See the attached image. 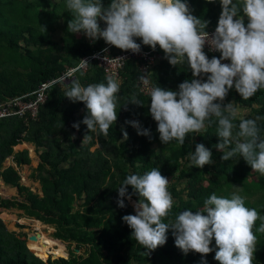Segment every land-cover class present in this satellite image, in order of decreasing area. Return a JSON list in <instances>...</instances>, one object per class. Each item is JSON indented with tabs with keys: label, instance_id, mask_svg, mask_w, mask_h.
<instances>
[{
	"label": "trees",
	"instance_id": "trees-1",
	"mask_svg": "<svg viewBox=\"0 0 264 264\" xmlns=\"http://www.w3.org/2000/svg\"><path fill=\"white\" fill-rule=\"evenodd\" d=\"M102 2L107 7L111 0ZM187 2L193 15L209 21L206 30L218 26L221 0ZM71 18L66 0H0V103L34 91L41 82L59 76L76 66L83 56L107 45L103 38L93 41L84 32H69ZM244 20L247 25L246 15ZM99 22L102 28L106 27L104 21ZM59 25L63 33L57 39L54 34ZM135 39L141 48L151 49L142 43V38ZM122 51L125 50L111 46L113 54ZM159 51L161 62L152 67L150 74L154 87L178 91L179 84L185 80L199 78L206 81L210 75L202 73L200 77H194L186 61L173 66L160 47ZM204 51L209 59L222 55L221 52ZM106 76L103 68L92 62L87 70L77 71L73 79H79L87 86L107 83ZM116 79L121 85L117 94L118 118L107 135L99 129L90 132L83 123L79 129L73 126L89 113L84 102H73L64 96L70 84L65 87L54 85L48 90L37 118L6 117L0 120V179L17 187L21 197L0 196V206L21 209L34 217L32 219L55 226V237L47 235L50 239L62 242L64 248V242L75 244L76 249L83 251V254H77L71 250L69 258L55 255L59 258L54 259L39 243L30 240L27 243L21 234L9 231L0 218V264H203L204 260L207 264H219L215 259L218 249L214 238L210 245L212 252L204 255L189 251L185 254L175 245L171 229L166 243L147 254L148 250L135 240L133 230L122 219L125 215L135 214V210L127 197V206H118V187L129 174L142 175L152 168H160L162 175L171 182L169 191L175 201L172 211L164 219L167 223L188 208L194 212L203 209L204 201L211 194L222 196L235 184H241L247 194L264 191V175L254 171L242 156L222 160L223 152L215 147L221 141L216 134L218 122L215 117L206 132L186 136L184 145L175 140L165 145L157 130L158 122L150 113V95L139 90L138 62L128 60ZM132 98L142 104L132 103ZM230 102L239 106L241 117H260L257 123L260 135L264 137V90L244 100L233 87L223 105ZM131 121H138L142 128L150 129L151 135L138 134L137 128L129 123ZM124 131L128 133L127 139H124ZM25 142H29L31 150L35 145L40 158L32 175L40 182L42 194L21 184V176L14 166L2 169L4 160L12 155L18 166L31 163ZM198 143H203L213 153L212 162L203 168L193 166L187 157L189 152H195ZM17 145L20 147L15 152ZM128 188L129 192L133 191L131 186ZM138 199V195H133L132 200ZM246 206L254 208L249 203ZM6 212L3 210L2 214ZM260 223V220L256 222L257 228ZM256 235L254 264H264V233L257 232ZM42 243L48 248V244Z\"/></svg>",
	"mask_w": 264,
	"mask_h": 264
},
{
	"label": "clouds",
	"instance_id": "clouds-1",
	"mask_svg": "<svg viewBox=\"0 0 264 264\" xmlns=\"http://www.w3.org/2000/svg\"><path fill=\"white\" fill-rule=\"evenodd\" d=\"M221 2L222 13L211 37L206 31L209 21L193 15L187 0H111L107 7L102 0H66L72 17L68 31L84 32L93 41L103 38L107 44L133 53L141 51L135 38H142V43L153 50L159 45L171 65L186 61L194 77L210 74L206 81L185 80L178 91L151 88L150 113L158 122L161 141L166 145L175 140L184 145L186 136L206 132L215 117L216 134L221 138L215 147L223 152L222 160L242 156L254 171L264 175V137L257 123L260 117H241L235 102L223 105L233 87L244 100L264 90V0ZM99 21H104L106 27L102 28ZM206 42L221 52V57L209 59L204 51ZM141 79L147 82L145 77ZM106 81L84 86L79 79H71L64 96L73 102H84L89 113L74 123L77 129L83 123L90 132L99 129L107 135L116 123L121 85L114 75H107ZM130 101L142 104L135 98ZM129 123L138 134L151 135L150 129L142 128L138 121ZM127 138L124 131V139ZM212 155L209 148L198 143L195 152H189L187 157L193 166L203 168L212 162ZM170 183L160 168H152L142 175H127L118 187L117 203L121 208L127 206L125 197L132 201L133 195L139 196L133 202L135 214L122 219L133 230L135 240L148 250L147 254L166 243L171 229L175 245L185 254L212 252L214 238L219 264H254L256 233H264V216L256 208L246 206L245 196L233 192L228 198L213 193L204 201L203 209L194 212L188 208L166 223L164 219L175 203ZM258 220L261 223L257 228ZM203 264H207L206 260Z\"/></svg>",
	"mask_w": 264,
	"mask_h": 264
},
{
	"label": "built area",
	"instance_id": "built-area-1",
	"mask_svg": "<svg viewBox=\"0 0 264 264\" xmlns=\"http://www.w3.org/2000/svg\"><path fill=\"white\" fill-rule=\"evenodd\" d=\"M215 29L206 30L210 37L214 35ZM111 46L107 44L103 49L83 56L76 66L68 68L57 77L41 82L34 91L23 96L9 98L0 103V120L6 117L37 118L41 105L47 99L48 90L54 85H60L61 87L69 85L77 71L87 70L92 62H97L103 68L106 75H114L117 78L126 62L130 59H135L138 62L139 90L144 95H150V90L154 87L150 80L152 67L159 64L162 58L159 46L155 50L152 48H141L139 53H133L131 50H127L116 54L111 52ZM204 49L211 53L219 52L214 50L208 42L205 43ZM222 63H230V60H222ZM69 74L71 75L69 76ZM141 77H145L147 82L145 83Z\"/></svg>",
	"mask_w": 264,
	"mask_h": 264
},
{
	"label": "rangeland",
	"instance_id": "rangeland-1",
	"mask_svg": "<svg viewBox=\"0 0 264 264\" xmlns=\"http://www.w3.org/2000/svg\"><path fill=\"white\" fill-rule=\"evenodd\" d=\"M63 33L62 26L59 25L56 33L54 34L55 38L59 39ZM89 39V38H88ZM28 149H29V156L31 158V163L30 164H24L21 166H18L17 163L13 160V155L7 157L3 164H2V169H6L9 166H14L16 170H18L20 174V183L26 186H29L34 192H37L39 194H42L41 191V184L38 180L33 178L32 173L35 171V168L38 166L40 162V158L37 154L36 147L34 144V149L31 150L28 146V143L25 142ZM19 145L14 147L15 152L19 150ZM37 161V163H35ZM0 181L4 182V180L0 179ZM0 182V196L2 198H13V197H18L21 198L19 195V192L16 187L7 185L5 182L2 184ZM233 192H237L242 196H245L246 203L251 204L254 208L257 209L258 212H260L261 216H264V191L261 190H256L252 194H247L242 190V185L241 184H235L233 185L232 188L228 189L224 194L222 193V196L230 198L231 194ZM129 201V200H128ZM133 202L129 201V203L133 206ZM3 210H6L7 212L3 213ZM2 214V215H1ZM0 218L6 225L7 229L9 231H14L17 234H21L22 239H26L27 243L30 241L39 243L42 246V242H45L48 244V248L46 246H42L47 254L51 255L52 257H55V255H61L64 256V258H69L70 257V251L74 250L77 254H83L82 250H76L75 244H70L69 242H64L66 244V248L58 246V245H52L49 244L48 242L44 241L43 236L48 235V233L54 236V233L56 231L55 226L49 225V224H44L39 220L32 219L34 217L28 216L23 210L18 209V208H4L0 206ZM27 219L26 221H21V219ZM13 223L14 226H11ZM31 234H36L37 238L35 239L36 241H33L29 239V235ZM34 252V251H33ZM41 257V256H40Z\"/></svg>",
	"mask_w": 264,
	"mask_h": 264
},
{
	"label": "bare ground",
	"instance_id": "bare-ground-1",
	"mask_svg": "<svg viewBox=\"0 0 264 264\" xmlns=\"http://www.w3.org/2000/svg\"><path fill=\"white\" fill-rule=\"evenodd\" d=\"M2 184H4V182L2 181L1 182ZM21 221H26L25 219H21ZM43 239L44 241L48 242L49 244H52V245H58V246H61L63 247L64 245L62 244V242L60 241H57V240H53V239H50L48 236L44 235L43 236ZM42 246H46L45 244L42 243Z\"/></svg>",
	"mask_w": 264,
	"mask_h": 264
},
{
	"label": "water",
	"instance_id": "water-1",
	"mask_svg": "<svg viewBox=\"0 0 264 264\" xmlns=\"http://www.w3.org/2000/svg\"><path fill=\"white\" fill-rule=\"evenodd\" d=\"M17 188V187H16ZM18 190V189H17ZM37 238V235L36 234H31V235H29V239H32V240H35ZM61 240V239H60ZM77 251L79 250V249H76ZM52 258H54V257H52Z\"/></svg>",
	"mask_w": 264,
	"mask_h": 264
}]
</instances>
